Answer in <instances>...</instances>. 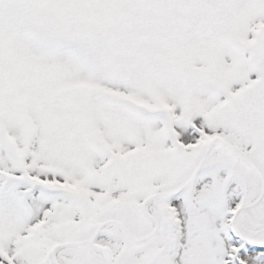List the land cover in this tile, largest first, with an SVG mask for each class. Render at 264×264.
<instances>
[{"label":"snow or ice","instance_id":"1","mask_svg":"<svg viewBox=\"0 0 264 264\" xmlns=\"http://www.w3.org/2000/svg\"><path fill=\"white\" fill-rule=\"evenodd\" d=\"M0 264H264V0H0Z\"/></svg>","mask_w":264,"mask_h":264}]
</instances>
